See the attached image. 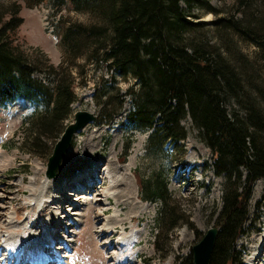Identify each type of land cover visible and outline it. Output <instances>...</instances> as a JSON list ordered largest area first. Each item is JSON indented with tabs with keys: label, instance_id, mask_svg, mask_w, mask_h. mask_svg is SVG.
Instances as JSON below:
<instances>
[{
	"label": "trees",
	"instance_id": "trees-1",
	"mask_svg": "<svg viewBox=\"0 0 264 264\" xmlns=\"http://www.w3.org/2000/svg\"><path fill=\"white\" fill-rule=\"evenodd\" d=\"M21 1L26 6L47 1L56 12L70 5L75 11L98 17L94 24H63L62 19L54 24H58L66 56L93 58L111 72L107 78L100 75L92 91L98 107L96 119L101 125H113L124 103L118 97L121 94L115 86L116 76L134 80L135 85L126 90L131 107L122 123L128 131L148 132L149 152H159L167 143L182 150L187 130L181 120L191 119L210 149L211 170L225 180L215 225L218 231L208 264H244L246 245L239 241L256 230L264 214L260 210L264 207V190L253 217L249 209L252 185L264 179V84L256 82L248 60L238 56L234 64L219 52L212 53L205 43L188 40L189 32L198 30L201 23L192 20L197 14L184 11L179 0ZM248 2L242 1L241 5L247 7ZM197 3L198 8H209L201 0ZM21 7L18 0L0 3V106L19 99L33 105L36 114L27 123L24 149L34 153L44 139L59 131L60 123L71 113L76 99L74 86L82 72L72 74L64 60L59 65L49 62L47 77L51 85L33 75L39 56L26 53L15 42V31L23 21ZM263 23L252 12H244L227 27L254 44L264 57ZM87 40L94 44L92 51L84 55L80 47ZM230 99L238 105L231 112L226 108ZM140 193L144 201L155 197L163 203L153 246L166 259L160 245L168 244L166 237L179 224L177 209L169 204L164 180L154 184L140 180ZM174 264H193L191 251L177 256Z\"/></svg>",
	"mask_w": 264,
	"mask_h": 264
},
{
	"label": "rangeland",
	"instance_id": "rangeland-1",
	"mask_svg": "<svg viewBox=\"0 0 264 264\" xmlns=\"http://www.w3.org/2000/svg\"><path fill=\"white\" fill-rule=\"evenodd\" d=\"M11 1L13 0H0V3ZM201 1L208 4L209 8H198L197 0H190L189 3L179 0L184 11L197 14L192 20L201 23L198 30L189 32L188 40L195 38V43H205L210 46L212 53L219 52L234 64H237L238 56H244L256 75V82L264 84V57L260 50L227 27L230 22H237L244 12H252L256 18L264 20V0H249L247 7L241 5L245 0ZM18 2L22 4L19 15L23 21L15 31V42L26 53L39 56L34 63L33 75L46 85H51L47 77L49 62L59 65L64 60L72 74L76 75V70H79L82 75L77 78L79 83L74 86L76 99L71 105V113L62 120L59 131L44 139L39 150L34 153H28L24 149L27 123L36 114L33 106L28 101L0 106V233L5 230L3 224L9 214L16 217L15 224H20L9 229V233L20 234L22 240L30 234L43 240L54 226L51 217L67 216L61 222L72 225L70 234L66 236L70 247L62 250L61 262H56L61 258L57 260L53 256V248H46L48 253L46 252L47 260L44 264H174L177 256H186L207 229L216 225L221 207L225 180L222 176L214 175L211 170V152L202 141L199 130L186 117L181 120L187 130L182 150L167 143L161 151L149 152L146 145L148 132L128 131L122 123L131 107L126 90L135 85L134 80L116 76L115 86L121 94L118 97L123 98L124 103L114 118L113 125H101L96 119L84 125L80 131L77 130L56 174L60 175L62 181H67L62 185L63 189L58 185L44 191L39 189L43 185V176H47L48 157L64 128L74 121V113L78 110L97 115L98 107L92 96L96 87L94 82L100 75L107 78L111 72L107 71L101 61L93 58L85 60L82 55L76 58L71 54L66 56L59 41L58 24L56 27L54 24L58 19H62L63 24H94L98 21L96 15L75 11L70 5H65L56 12L47 1L33 6H26L21 0ZM93 44V40H87L85 45H81V52L88 55ZM112 100L115 101V98ZM226 108L231 112L238 105L230 99ZM64 163L69 166L66 171L62 170ZM101 164L106 165L98 169ZM110 164L113 168L116 167V172L111 173L107 169ZM101 171L105 176L101 177ZM35 178L39 179L37 186L31 184ZM140 180H150L152 184L157 180H164L170 194L169 204L177 209L179 224L166 237L168 244L160 245L163 253L166 252V259L153 246L157 219L163 203L155 197L150 201H142L145 197L140 193ZM113 181L121 184L109 189L107 186ZM65 184L68 188H65ZM122 189L125 196L121 193ZM60 190L61 197L58 196ZM263 190L264 179H258L252 185L250 194L251 217L257 213L256 204ZM108 191L110 198H107ZM78 194L97 196L95 200L78 201L77 205L70 207L65 200L71 197L74 200ZM35 195H40L47 202L53 200L51 196L60 199L59 203L44 205L45 211H41L43 207L34 205V201L29 202ZM117 200L125 203V209L115 205ZM97 201L102 202L100 207L96 205ZM131 203L137 206L135 210H129ZM260 210L264 213V207ZM72 219L75 222L71 223ZM28 222L29 228L26 229L23 226ZM262 229L264 214L256 223V230L239 241L246 245L244 264H250L258 242L259 246L262 244V249L259 248L260 257L253 264H264ZM121 238L127 241L134 239L132 246L123 247L125 243ZM58 246L64 247L62 242Z\"/></svg>",
	"mask_w": 264,
	"mask_h": 264
},
{
	"label": "bare ground",
	"instance_id": "bare-ground-1",
	"mask_svg": "<svg viewBox=\"0 0 264 264\" xmlns=\"http://www.w3.org/2000/svg\"><path fill=\"white\" fill-rule=\"evenodd\" d=\"M16 102H21V101L19 100V101H16ZM80 130L81 129H79L78 131H80ZM104 165H106V164H104ZM104 165L102 166V164H101L98 169H101V168L105 167ZM68 168H69V166L67 167V164L64 163L62 170L64 169L63 171H66ZM107 169H109L111 173L113 171H115V172L117 171L116 167L113 168L112 164H110L107 167ZM83 173H85V172H83ZM100 174H101V177L105 176L102 171L100 172ZM59 176L60 175H56V176H54L55 178L54 177L52 178V177L43 176V177H45L44 181H43V185L39 189H43V191H44V189H47V188L48 189L49 188L52 189V187L53 186L56 187V185H58L59 188H61L62 185L64 186V183L67 182V181H65V180L62 181L63 179H60ZM73 178H75V177L73 176ZM38 181H39V179L35 178V179H33L31 181V184L34 185V186H37ZM81 181H82V179H81ZM62 182H63V184H62ZM119 184H121V183L113 181L107 187L110 189V188L119 186ZM125 184H126V182H125ZM66 185L67 184H65V188H68L67 187L68 185L67 186ZM124 186H122V187L125 188ZM62 189H63V187H62ZM65 191H66V189H65ZM58 192H59L58 196L61 197L62 196V190H60ZM123 192L124 191L122 189L121 193L123 194V196H125V193H123ZM130 192H131V190H130ZM69 193H71V192H69ZM108 194H109V191L107 192V195ZM96 196L97 195L92 194L91 196L86 197L83 194H78L74 200H71L72 199V197H71V198H69L70 200L68 199V200H65V201H68L69 202V206L71 207V206L77 205L78 201L95 200ZM109 196L110 195H108L107 198H110ZM59 197L51 196L50 198H53V200H49L47 202L40 195H35L29 202L34 201V203H35L34 205H38V207H43V209H41V208L40 209H41V211H45V206L44 205H47L48 203H52V204L59 203L58 202V200L60 199ZM108 201H109V203H111L110 200H108ZM138 201H139V199H138ZM105 202H107V199H105ZM128 202H130V201H128ZM96 205L100 207L102 205V202L101 201H97ZM115 205L117 207H119L120 209H125V203L120 202V200H117ZM136 208H137V206L136 205L134 206L133 203H131V205H129V210H131V209L135 210ZM138 209H139V207H138ZM14 218H16V217H13V215H9V214L6 215V220H5L4 224H3V228H5V230L2 233H0V264H22V261L24 260V258H25V260H27V263H29V264H41V262H42V264H44V261L46 263V260H47L46 259V257H47L46 248H48L47 250H50V248H53L52 249L53 250L52 251L53 252V256L57 257L58 258V259L56 258L57 260H59V258L63 257L62 250L69 249L70 242L67 241L66 236L68 237V235L70 234V232H71L70 228H71L72 225H66L65 223H62L63 222L62 221L63 218L67 219L68 218L67 216H65V217L61 216L59 218H54V216H52L51 220L53 221V225L54 226L50 229V232L46 235V237L43 240H40L39 237L33 236V234H30L29 236L26 237L25 240H22L20 234H15V233H11V232L9 233L8 230L11 229L12 227L20 226V224L17 225V224L14 223V221H15ZM7 222H9L8 225H7ZM73 222H75L74 219H72L71 223H73ZM23 227L28 229L29 228V222L26 225H24ZM261 236H262V240H264V229H262ZM119 239H120V236L118 237L117 241H119ZM121 240L124 243L127 241L126 239H123V238H121ZM259 240H261V239H259ZM117 241H116V243H119ZM60 242H62V245L64 247L58 246V244ZM52 243H54L55 245H53ZM120 244L124 245L123 243H120ZM257 244L255 246L256 249L254 251V255L250 258V264H253V262L256 261L260 257V251H258L260 247ZM260 246H261V249H262V244H260ZM8 247H10V250H8L9 256L6 258V257H4L5 256L4 254L7 253L6 251H7ZM59 247H60V249H59ZM49 254H51V253H49Z\"/></svg>",
	"mask_w": 264,
	"mask_h": 264
},
{
	"label": "water",
	"instance_id": "water-1",
	"mask_svg": "<svg viewBox=\"0 0 264 264\" xmlns=\"http://www.w3.org/2000/svg\"><path fill=\"white\" fill-rule=\"evenodd\" d=\"M95 118V114L85 110H78L74 113V121L66 125L48 157V177H53L57 174L62 157L69 148L74 133L87 123L94 121ZM217 231V226H211L207 229L203 237L191 247L193 264H208Z\"/></svg>",
	"mask_w": 264,
	"mask_h": 264
}]
</instances>
